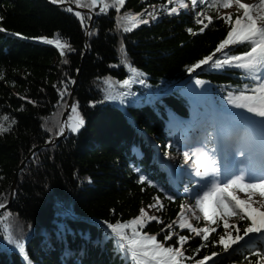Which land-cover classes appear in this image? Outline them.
Masks as SVG:
<instances>
[{
  "label": "trees",
  "instance_id": "1",
  "mask_svg": "<svg viewBox=\"0 0 264 264\" xmlns=\"http://www.w3.org/2000/svg\"><path fill=\"white\" fill-rule=\"evenodd\" d=\"M71 2L88 10L95 7L90 0ZM106 2L112 4V0ZM168 7L167 0H126L119 13L113 7L104 13L99 8L85 43L88 15L82 14L85 20L81 23L76 12L43 0H0V27L5 29L0 31V124L8 129L0 132V202L5 205L13 198L11 207L0 214L6 217L0 222V241L5 239L7 225L13 238L24 242L32 264H132L109 233L107 223L127 222L138 216L141 208L159 217V222L146 221L142 231L157 235L165 246L180 247L179 236L189 237L183 249L191 259H185L184 264H195L212 252L218 255L208 264L264 260L256 255L257 243L241 241L229 253L213 243L224 233L222 222L199 220L194 224L216 229L207 242L179 228L184 199L171 182L153 171L159 160L147 137L155 139L162 154L174 153L173 146L168 148L166 121L172 115L168 116L166 108L181 115L182 103L186 105L190 93L172 94L157 104L150 101L145 89L161 92L184 77L188 66L214 51L229 27L222 19H214L204 32L198 31L197 12L203 9L216 15L207 4L198 3L194 12L181 9L172 15L167 13ZM125 13H139L149 22L125 32L124 27L131 26ZM39 37L59 39L71 50L66 47L61 55L55 45ZM242 50L232 47L233 53ZM130 73L136 80H144L142 86L135 82L123 86L121 82L129 79ZM196 79L206 82L220 105L230 92L249 81L241 70L233 68L199 70L193 81ZM74 81L72 106H77L83 126L75 133L69 129L54 147L30 160L34 148L59 135L60 117ZM119 105L131 116L132 125ZM71 115L72 111L67 123ZM140 175L152 184L140 183ZM168 195L174 199L169 201ZM168 225L174 226L170 229ZM237 226L242 229L244 222ZM168 232L172 237L165 241ZM201 244L206 246L200 248ZM0 264L27 262L5 239L0 242Z\"/></svg>",
  "mask_w": 264,
  "mask_h": 264
},
{
  "label": "snow or ice",
  "instance_id": "2",
  "mask_svg": "<svg viewBox=\"0 0 264 264\" xmlns=\"http://www.w3.org/2000/svg\"><path fill=\"white\" fill-rule=\"evenodd\" d=\"M51 2L53 4H64L66 0H51ZM75 2L80 4L81 0H75ZM98 2L103 3L100 8L101 13L106 12L109 7L115 8L116 12L119 13L126 0H112L111 5L106 0H90V5L96 6ZM167 2L169 5L167 13L169 15L176 14L181 9L189 7L185 0H167ZM198 3L207 4L209 9L216 12L215 16L208 14L203 9L196 13L195 23L200 25L199 32H204L213 23L214 19H222L229 27L227 34L219 41L214 51L188 66L187 71L192 73L202 65L210 64L213 69L217 70L240 69L245 74V78L250 80V83L244 84L242 89L238 86L237 91L230 92L226 98L232 108L241 109L243 112L225 110V119L232 126H242L244 135L227 146L225 158L234 160V156L238 155L240 159L234 160V163L225 168L226 175L224 178L221 179V169L216 158L217 147L208 148L210 140H206L203 147L196 148L191 153H184L186 162L188 160L193 161L191 165L194 173L193 178H197V185L204 189L202 195L196 193L195 207L199 209V213L202 214L205 221L211 224L222 222L224 233L219 235L218 240L212 242L222 245V250L228 252L234 245H239V242L244 241L245 237L250 238V234L264 236V210H261L264 207V201L259 206L253 207L256 202L252 200V195L257 192L264 198V0H253L252 3H245L243 0H191L192 6H196ZM232 7L236 9L235 14L232 12L221 14L219 12L220 8L230 9ZM67 10L72 11L71 8ZM75 15L79 17L81 23L84 22L85 17L79 11ZM147 15L155 19L151 12H148ZM2 19L3 17H0V20ZM125 19L131 25L130 27H124L125 32L131 31L137 24H147L149 22L141 18L139 13H125ZM119 20L120 17L118 16V23ZM0 31H5V29L0 27ZM187 31L195 34L192 28H188ZM15 35L19 36L21 34L15 33ZM37 39L55 45L60 50L61 55H64L66 47L71 50L70 46L61 43L59 39L53 40L47 37ZM232 47H240L243 50L233 53ZM217 53L221 54L220 58H217ZM64 63H67V60ZM133 82L130 77L121 83L127 87ZM138 82L144 83V80ZM205 83L201 79L195 80L197 86H202ZM108 98L111 99L112 97ZM71 111L74 116L69 118L66 127L75 133L83 126L84 119L79 115L76 105L72 106ZM3 119L7 120L8 118L4 117ZM7 130L3 124H0V132ZM64 131L65 127L62 126L58 134L63 135ZM221 132L226 141L233 140L227 128L222 127ZM208 137L217 139L215 129L213 132L208 133ZM168 148L171 149L172 145L169 144ZM169 156L171 157V152H169ZM193 157H195L194 160ZM136 171L139 172V169ZM202 181H205V183H202ZM139 182L152 184V181L145 175L139 176ZM233 189H240L249 193V195L247 198L241 199L233 194ZM184 190L185 192H192L189 187H185ZM154 199L156 204L160 203L158 197ZM167 199L171 201L174 197L168 195ZM149 207H155V205H149ZM3 208H5V205L0 202V209ZM210 208L211 210H209ZM188 210L192 211L196 221L201 219V216L196 214L191 206ZM185 212V206L181 205L180 214H178L179 228L188 229L196 236L202 237L205 242L209 241L210 233H214L216 229L210 226L194 227L189 219L185 218ZM7 215L10 216L11 213ZM232 217H235V220L230 223L229 218ZM5 219L6 217H0V222ZM149 220L159 222V217L148 215L141 208L140 214L127 222L105 223H107L108 229L111 230V234L117 238L120 250L123 251L126 257H130L132 264H184L185 259H191L185 257L183 249V245L189 239L188 236H179L180 247L165 246L164 242L157 239V235L142 231L146 221ZM240 221L244 222L242 229L237 226ZM173 226L168 225L170 229ZM241 231L243 235H241ZM233 232L235 235H233ZM171 237L172 233L168 232L165 234L164 240L167 241ZM5 239L23 254L27 264H32L24 242L13 238L7 225H5ZM205 246L206 244H201L200 248ZM200 248L195 251L199 252ZM217 255L218 253L212 252L211 255H205L202 259L195 260V264H208V261L213 260V257ZM256 255L264 257V252H257ZM248 264H252V262L249 261ZM256 264H264V260H257Z\"/></svg>",
  "mask_w": 264,
  "mask_h": 264
},
{
  "label": "rangeland",
  "instance_id": "3",
  "mask_svg": "<svg viewBox=\"0 0 264 264\" xmlns=\"http://www.w3.org/2000/svg\"><path fill=\"white\" fill-rule=\"evenodd\" d=\"M71 1H72V0H71ZM71 1H69V2H67V3H69V4H73ZM190 1H191V0H188V3H187V4L189 5V7H188V11H189V12H193V11H194V6L191 5V2H190ZM243 2H245V3H252L253 0H243ZM102 5H103V4H102ZM72 6H73V7H78V6H74V5H72ZM98 6H99V8H100V3L97 4V5L95 6V8L98 7ZM234 10H235L234 7L230 8V9H224V8H221V9L219 10V12H220L221 14H223V13H225V12H234ZM98 11H99V10H98ZM124 18H125V17H124ZM73 116H74V114L72 113L71 117H73ZM223 123H224V121L221 120V124H223ZM179 129H180V128H179V125H178V126L175 127L174 130H175V131H179ZM183 150H184V149H180L179 151H177V152H178V157L173 158V159L170 160V162H171L172 164H174V163H181V164H182V167L178 166V167L175 168V170L173 169V171H174L175 174H176V173H180L181 170H182V168H184V167L189 168V167L191 166V164L193 163V162L191 163L190 160H188V161L186 162V158H185V156H184V153H185V152L183 153ZM169 159H170V158H169ZM194 159H195V157H193V160H194ZM233 194L239 196L241 199H245V198H247V196L249 195V194H245V193H241V192H237V191H234ZM252 200L256 202V203L253 204V207H257V206L260 205V203H261L262 201H264V198H262L261 196H260V197H257V196H253V195H252ZM189 206H191V208L195 211L196 214H199V213L193 208V206H192L191 204L186 203V206H185V208H186V212L184 213L185 218L189 219V222L192 223L193 226H194V224H197V225H198L199 222L195 220V218H194V216H193V214H192V211H189V210H188ZM261 210H264V207H262ZM145 212H146L148 215H153V216H154V214H153L150 210H146ZM200 220H201V219H200ZM229 220H230V223H232V222L234 221L233 218H229ZM202 221H203L204 223H207V222H208V221H205L204 219H202ZM4 231H5V229H4ZM4 234H5V232H4ZM2 241H5V239L1 240L0 242H2ZM6 242H7V239H6Z\"/></svg>",
  "mask_w": 264,
  "mask_h": 264
},
{
  "label": "water",
  "instance_id": "4",
  "mask_svg": "<svg viewBox=\"0 0 264 264\" xmlns=\"http://www.w3.org/2000/svg\"><path fill=\"white\" fill-rule=\"evenodd\" d=\"M44 1H47V0H44ZM68 1V0H66ZM100 2H98L99 4ZM62 7H65V8H71L72 11H79L80 13L82 14H86L89 16V28H88V31H87V35L85 37V43H87V40L89 38V33L92 29V24H93V21L95 19V12H98L99 10V6L94 8L93 11H89L87 9H83V8H77V7H73L71 6L69 3L65 2L64 4L61 5ZM75 86H76V82L74 81L73 84H72V88H71V91H70V96H69V99H68V102H67V105L61 115V119H60V126H64L65 127V131L63 133V135H58L56 138H53L51 139L47 144L41 146V147H37V148H34L31 152V155L29 156V159L31 160L36 154H38L39 152H41L42 150L44 149H47V148H51L53 146H55L58 142H60L62 139L65 138V136L67 135V127H66V122H67V115L69 114V111L71 109V106H72V103H73V93H74V90H75ZM20 170V168H19ZM12 201H13V198L12 197H9L8 199V202L5 204V208L3 209H0V213L8 210L10 207H11V204H12Z\"/></svg>",
  "mask_w": 264,
  "mask_h": 264
},
{
  "label": "bare ground",
  "instance_id": "5",
  "mask_svg": "<svg viewBox=\"0 0 264 264\" xmlns=\"http://www.w3.org/2000/svg\"><path fill=\"white\" fill-rule=\"evenodd\" d=\"M261 239V238H260Z\"/></svg>",
  "mask_w": 264,
  "mask_h": 264
}]
</instances>
